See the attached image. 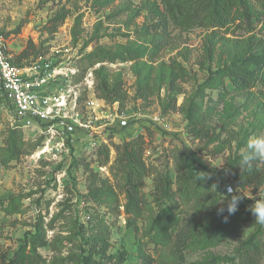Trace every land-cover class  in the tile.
<instances>
[{
  "label": "rangeland",
  "instance_id": "obj_1",
  "mask_svg": "<svg viewBox=\"0 0 264 264\" xmlns=\"http://www.w3.org/2000/svg\"><path fill=\"white\" fill-rule=\"evenodd\" d=\"M244 1L251 27L225 31L206 23L201 0H0L7 54L63 61L76 69L80 102L99 99L97 130L61 156L41 153L42 137L12 129L0 114L1 251L11 255L38 231L45 264H82L94 247L106 264H137L143 252L153 264H236L254 237L264 264V225L249 210L264 189H238L228 175L247 140L264 133V8ZM125 49L145 54L111 59ZM236 69L253 70L258 81L235 87ZM10 135L19 152L8 150ZM137 135L149 174L133 227L115 145ZM228 185L251 197L234 214H218Z\"/></svg>",
  "mask_w": 264,
  "mask_h": 264
},
{
  "label": "built area",
  "instance_id": "obj_2",
  "mask_svg": "<svg viewBox=\"0 0 264 264\" xmlns=\"http://www.w3.org/2000/svg\"><path fill=\"white\" fill-rule=\"evenodd\" d=\"M75 75V68L56 58L16 62L0 37V114L7 116L12 129L42 137L41 153L67 155L78 136L98 128L91 117L99 106L94 100L99 99L80 102V89L71 82ZM85 84L92 88V82ZM117 122L125 125L126 119ZM229 186L233 189L228 185L226 190Z\"/></svg>",
  "mask_w": 264,
  "mask_h": 264
},
{
  "label": "trees",
  "instance_id": "obj_3",
  "mask_svg": "<svg viewBox=\"0 0 264 264\" xmlns=\"http://www.w3.org/2000/svg\"><path fill=\"white\" fill-rule=\"evenodd\" d=\"M201 1L203 9L207 11L206 23L211 27L224 28L225 31H229L231 28H246L249 30L251 27V11L244 0ZM262 7L264 8V0H262ZM63 19V15L57 16L55 25L63 22ZM27 54V50L23 51L22 54L17 56L16 62H20ZM144 54L145 49H125L116 53L111 59L137 60ZM257 81L258 76L253 70L236 69L232 76V84L239 89L252 87ZM14 130H12V134ZM16 139L15 135H10L7 140L10 153L19 152ZM144 150L145 140L142 135H137L122 144L115 145L117 166L123 173L122 192L125 199L123 208L127 226L136 227V222L141 217L146 204L142 187L143 179L149 174V169L144 162ZM257 169L252 171L241 169L239 156H237L228 165V175L238 189L249 187L256 191L259 188L264 189V164L257 165ZM187 177H190V175L188 174ZM164 195L167 196L168 192ZM168 223H171V221ZM42 238L40 232L37 231L27 241L21 243L11 255L0 250V264H45L44 258L36 250L37 247L46 244ZM99 249L94 247L93 252L89 251L87 257H82V264H106L100 260ZM94 255H98V259L93 258ZM261 256V241L251 237L241 247L236 264H260ZM153 261L154 258L150 254L143 252L137 264H153Z\"/></svg>",
  "mask_w": 264,
  "mask_h": 264
},
{
  "label": "clouds",
  "instance_id": "obj_4",
  "mask_svg": "<svg viewBox=\"0 0 264 264\" xmlns=\"http://www.w3.org/2000/svg\"><path fill=\"white\" fill-rule=\"evenodd\" d=\"M264 164V133L257 134L250 137L244 150L239 153V166L246 171L258 170L257 165ZM203 181L206 179V174H202L196 178ZM243 193V195H241ZM246 195L243 191L237 190L235 193L232 187H227V196H225L220 202L227 200V207L221 206L217 209L218 214H223L225 210L229 215L238 211L240 202ZM249 210L255 218V221L261 225H264V198H258L255 203L249 206ZM227 219V217H225Z\"/></svg>",
  "mask_w": 264,
  "mask_h": 264
}]
</instances>
